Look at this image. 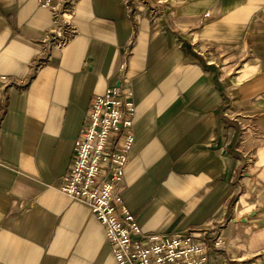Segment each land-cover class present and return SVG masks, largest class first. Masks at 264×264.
Instances as JSON below:
<instances>
[{
    "label": "crops",
    "instance_id": "crops-1",
    "mask_svg": "<svg viewBox=\"0 0 264 264\" xmlns=\"http://www.w3.org/2000/svg\"><path fill=\"white\" fill-rule=\"evenodd\" d=\"M55 2L0 0V264H118L59 190L113 86L133 92L121 196L142 230L221 234L205 264H264V0Z\"/></svg>",
    "mask_w": 264,
    "mask_h": 264
},
{
    "label": "built area",
    "instance_id": "built-area-1",
    "mask_svg": "<svg viewBox=\"0 0 264 264\" xmlns=\"http://www.w3.org/2000/svg\"><path fill=\"white\" fill-rule=\"evenodd\" d=\"M38 2L58 18L60 7L55 0ZM7 80L0 73V89ZM134 116L131 90L113 86L96 95L90 102L75 141L70 169L59 190L91 207L105 226L118 264H205L206 250L224 244L221 234L207 233L201 239L179 232L146 234L122 199L125 170L135 140Z\"/></svg>",
    "mask_w": 264,
    "mask_h": 264
}]
</instances>
